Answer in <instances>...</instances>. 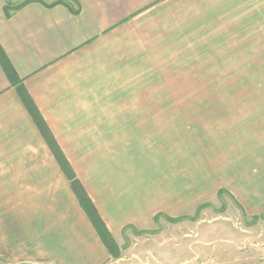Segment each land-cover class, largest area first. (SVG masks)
Wrapping results in <instances>:
<instances>
[{
	"label": "crops",
	"instance_id": "crops-1",
	"mask_svg": "<svg viewBox=\"0 0 264 264\" xmlns=\"http://www.w3.org/2000/svg\"><path fill=\"white\" fill-rule=\"evenodd\" d=\"M25 1L7 17L0 14V47L113 233L128 218L152 213L153 177L145 171L165 163L97 160L78 169L73 154L102 153L112 136H140L138 118L122 119L127 129L122 121L110 125V106L132 104L142 90L159 87L163 73L187 71L190 57L219 56L209 51L227 42L263 41L264 0ZM259 114L264 122V106L251 117ZM260 167L255 177L264 185ZM247 197L252 206L264 204V196ZM150 244L156 253L148 264L189 260L180 257L188 247ZM0 255L30 264L111 261L1 66Z\"/></svg>",
	"mask_w": 264,
	"mask_h": 264
},
{
	"label": "rangeland",
	"instance_id": "rangeland-1",
	"mask_svg": "<svg viewBox=\"0 0 264 264\" xmlns=\"http://www.w3.org/2000/svg\"><path fill=\"white\" fill-rule=\"evenodd\" d=\"M24 1L0 0V14ZM209 52L221 55L190 57L182 68L187 71H167L159 87L142 90L132 104L110 106L108 123L138 118L140 136H112L102 153L73 154L78 169L93 162L90 169L97 160L165 163L145 171L153 177L152 213L108 230L118 253L114 257L105 248L108 264L118 258L122 264H148L156 253L151 242L184 252L188 247L180 256L189 259L186 264H264V204L252 206L247 199L264 196L263 180L255 177L264 167V122L260 114L251 117L253 108L264 106V40L227 42ZM120 123L127 129L129 122ZM0 264L30 263L0 255Z\"/></svg>",
	"mask_w": 264,
	"mask_h": 264
},
{
	"label": "trees",
	"instance_id": "trees-1",
	"mask_svg": "<svg viewBox=\"0 0 264 264\" xmlns=\"http://www.w3.org/2000/svg\"><path fill=\"white\" fill-rule=\"evenodd\" d=\"M26 2L27 1H24L23 3L6 10L4 15L7 17L10 11L18 9L20 6H22ZM57 3H64V2L62 0H58L56 2H53L52 4H57ZM73 11L75 13L77 12V10H73ZM0 66L3 69L9 83L15 86L21 102L23 103L24 107L30 114L41 136L45 140L53 158L57 162L61 172L66 178L72 193L77 199L79 207L81 208V210L84 212V214L90 221L97 236L99 237L100 241L105 246L109 254H111L114 257H117L118 256L117 247H116V244L114 242V239L111 233L106 228L105 223L103 222L101 216L99 215L95 205L93 204L92 200L88 196L85 188L83 187L82 183L80 182L77 175L75 174L68 159L66 158L64 153L59 148L56 140L52 136L47 125L45 124L41 115L39 114L33 102L31 101L30 97L28 96L26 90L24 89L21 83V80L18 78L16 72L14 71L13 67L11 66L8 58L6 57L1 47H0Z\"/></svg>",
	"mask_w": 264,
	"mask_h": 264
}]
</instances>
